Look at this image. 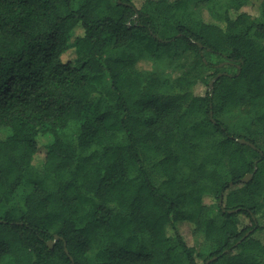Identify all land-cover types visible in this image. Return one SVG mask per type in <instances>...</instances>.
Masks as SVG:
<instances>
[{
	"label": "trees",
	"instance_id": "trees-1",
	"mask_svg": "<svg viewBox=\"0 0 264 264\" xmlns=\"http://www.w3.org/2000/svg\"><path fill=\"white\" fill-rule=\"evenodd\" d=\"M0 264H264V0H0Z\"/></svg>",
	"mask_w": 264,
	"mask_h": 264
},
{
	"label": "rangeland",
	"instance_id": "rangeland-1",
	"mask_svg": "<svg viewBox=\"0 0 264 264\" xmlns=\"http://www.w3.org/2000/svg\"><path fill=\"white\" fill-rule=\"evenodd\" d=\"M168 58L169 57L166 56L165 59H162L161 62L159 63V66H160L162 72L170 74L174 70V68L176 67L175 65H176L177 61L170 62V60H168ZM43 142H44V140H43ZM184 228L185 227L182 226V229H184ZM195 241H196V244H197L199 249H202L203 247L206 246V241H205L203 234L196 236Z\"/></svg>",
	"mask_w": 264,
	"mask_h": 264
},
{
	"label": "water",
	"instance_id": "water-1",
	"mask_svg": "<svg viewBox=\"0 0 264 264\" xmlns=\"http://www.w3.org/2000/svg\"><path fill=\"white\" fill-rule=\"evenodd\" d=\"M242 142H244V143H249V144H252V143H250L249 141H246L245 139H240ZM253 145V144H252ZM252 176H253V174L252 173H250V174H248L245 178H244V180H249L250 178H252ZM56 238H57V236H56Z\"/></svg>",
	"mask_w": 264,
	"mask_h": 264
}]
</instances>
